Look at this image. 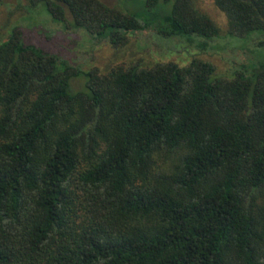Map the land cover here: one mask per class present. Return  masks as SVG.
<instances>
[{"label": "trees", "instance_id": "obj_1", "mask_svg": "<svg viewBox=\"0 0 264 264\" xmlns=\"http://www.w3.org/2000/svg\"><path fill=\"white\" fill-rule=\"evenodd\" d=\"M24 1L94 45L151 31L207 52L264 37V0H212L224 32L196 0ZM6 38L0 264H264L262 39L218 76L196 58L84 72L19 27Z\"/></svg>", "mask_w": 264, "mask_h": 264}, {"label": "rangeland", "instance_id": "obj_2", "mask_svg": "<svg viewBox=\"0 0 264 264\" xmlns=\"http://www.w3.org/2000/svg\"><path fill=\"white\" fill-rule=\"evenodd\" d=\"M109 7L116 5L117 0H101ZM24 0H0V43L11 34L15 27L22 32L23 41L33 44L61 61L87 72L93 68L100 73L106 72L116 65L127 66L140 64L149 66L154 63L174 62L184 66L193 58L211 63L218 76H230L234 64L245 61L256 49L257 42L264 37L252 36L245 43L228 39H219L214 48L207 52L186 48L180 38L162 39L154 36L151 31L132 35L127 42L117 48L103 42L94 45L91 37L81 31H63L54 23L43 18H49L43 11L27 14L24 11ZM136 6V5H135ZM197 8L206 14L222 32L227 29L225 15L214 5L212 0H196ZM39 25L35 24V21ZM62 28V27H61ZM82 79L72 81L73 90L81 89Z\"/></svg>", "mask_w": 264, "mask_h": 264}]
</instances>
